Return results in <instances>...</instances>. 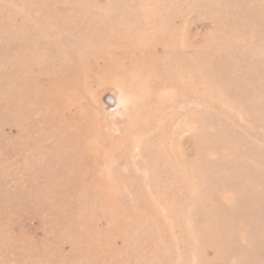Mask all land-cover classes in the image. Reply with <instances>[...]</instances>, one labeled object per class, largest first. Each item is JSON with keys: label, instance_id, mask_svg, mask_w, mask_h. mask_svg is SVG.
<instances>
[{"label": "rangeland", "instance_id": "374dc122", "mask_svg": "<svg viewBox=\"0 0 264 264\" xmlns=\"http://www.w3.org/2000/svg\"><path fill=\"white\" fill-rule=\"evenodd\" d=\"M0 264H264V0H0Z\"/></svg>", "mask_w": 264, "mask_h": 264}]
</instances>
